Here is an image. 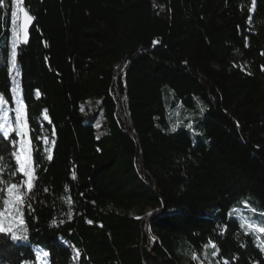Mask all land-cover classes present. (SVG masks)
I'll return each instance as SVG.
<instances>
[{
	"label": "trees",
	"instance_id": "obj_1",
	"mask_svg": "<svg viewBox=\"0 0 264 264\" xmlns=\"http://www.w3.org/2000/svg\"><path fill=\"white\" fill-rule=\"evenodd\" d=\"M21 6L11 73L0 7V95L4 123L23 99L34 179L0 133V209L17 183L29 237L0 234V264H184L213 243L219 264H264V233L242 227L264 226V0Z\"/></svg>",
	"mask_w": 264,
	"mask_h": 264
},
{
	"label": "snow or ice",
	"instance_id": "obj_2",
	"mask_svg": "<svg viewBox=\"0 0 264 264\" xmlns=\"http://www.w3.org/2000/svg\"><path fill=\"white\" fill-rule=\"evenodd\" d=\"M23 0H14L15 9L11 12V22L13 25V41L11 48V68L9 72L11 73L12 69L17 67L16 57H17V47L20 44H27L29 38V26L32 24L34 17L30 15L29 11L22 7ZM0 7H3V0H0ZM156 43V42H154ZM37 95H39L37 91ZM16 108H15V126L12 124H6L3 121L7 120V116L4 115V100L5 97L0 95V133H2V137L8 140H11L13 146L16 144V138L19 137V147L20 153L15 155V160L17 165L19 166L20 171L23 176L26 177V185L29 191L33 188V179L34 175L31 170V156L27 151V144L25 141V137L28 135L27 121H26V109L21 97H16ZM83 111V108L81 109ZM204 109L201 108V112ZM48 117L45 116V119ZM178 125H173L171 128L172 132L177 130ZM191 128L192 126L189 124L187 126ZM14 134V135H13ZM55 144V141H53ZM48 159L51 160L52 156L49 155ZM7 197L2 201L3 209H0V234H6L13 242L16 241H25L27 242L29 237L27 234V228L24 227L25 221L22 216V206L25 203V197L20 193L19 186L17 183H11L7 187ZM30 206V205H29ZM247 206V205H246ZM71 217L69 216V219ZM63 223V221H61ZM264 223V221H261ZM55 224V221H53ZM246 226L251 232H260L264 233V227H259L256 221L251 220L250 218L246 219L242 223V227ZM261 248V251H264V244L258 245ZM206 247V246H205ZM212 247L216 249L212 253V256H216L219 253V248L215 243L212 244ZM49 253L47 251L37 252L36 257L38 260L43 259V257H47ZM76 255H79L77 251ZM227 264V262H225Z\"/></svg>",
	"mask_w": 264,
	"mask_h": 264
},
{
	"label": "rangeland",
	"instance_id": "obj_3",
	"mask_svg": "<svg viewBox=\"0 0 264 264\" xmlns=\"http://www.w3.org/2000/svg\"><path fill=\"white\" fill-rule=\"evenodd\" d=\"M14 38V37H13ZM5 105V102L4 104ZM17 106V105H16ZM15 106V108H16ZM183 106V105H182ZM15 108H14V111H15ZM201 108V105L200 104H197V106H195V110L193 112L196 111V109H199ZM8 111H6L5 113H7ZM202 112H196L195 114H191L188 116V123L186 125V128L190 131H193L194 128H195V124L198 123L200 117L202 116ZM5 115V114H4ZM15 118H12L10 119V121L6 124H12L13 126H15ZM191 125L192 127L191 128H188L187 126L188 125ZM26 131H27V128H26ZM28 133V132H27ZM25 141H26V144H27V151H28V154L31 156V150H30V143H29V138H28V135L24 138ZM20 153V147L18 148L17 150V154ZM240 222L242 223V219H239ZM245 221V219H244ZM264 227V226H263ZM216 251V249H213L212 245H208L205 247V249H203L200 253H199V256L198 258H196L195 260H191V259H188L184 264H219V260H218V254L216 256H212V253ZM44 259V257H43ZM43 259H40L39 260V264H45V262L43 261Z\"/></svg>",
	"mask_w": 264,
	"mask_h": 264
},
{
	"label": "water",
	"instance_id": "obj_4",
	"mask_svg": "<svg viewBox=\"0 0 264 264\" xmlns=\"http://www.w3.org/2000/svg\"><path fill=\"white\" fill-rule=\"evenodd\" d=\"M34 25V20L32 21V24L29 26V38H28V43L27 44H20L22 47H27L30 43V32L32 30V27Z\"/></svg>",
	"mask_w": 264,
	"mask_h": 264
}]
</instances>
